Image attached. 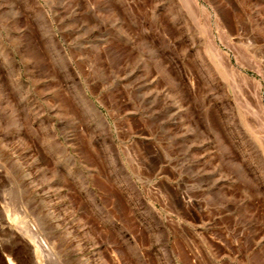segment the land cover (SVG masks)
Masks as SVG:
<instances>
[{"label":"rangeland","instance_id":"1","mask_svg":"<svg viewBox=\"0 0 264 264\" xmlns=\"http://www.w3.org/2000/svg\"><path fill=\"white\" fill-rule=\"evenodd\" d=\"M196 2L264 105V0ZM209 35L181 0H0V209L36 232L0 248L264 264L263 118Z\"/></svg>","mask_w":264,"mask_h":264},{"label":"bare ground","instance_id":"2","mask_svg":"<svg viewBox=\"0 0 264 264\" xmlns=\"http://www.w3.org/2000/svg\"><path fill=\"white\" fill-rule=\"evenodd\" d=\"M183 5L187 8V10L191 13V15H195L202 20V23L205 25V28L209 29L210 33V47L213 52L217 55L219 60L222 62V66L227 72V74L232 79H237L240 82L250 81L254 84L253 93H251V97L254 100L256 109L254 110L256 113H260L263 118L264 125V105L261 101V83L256 81L254 78H251L249 75L241 72L233 67L229 55L226 51H221L218 49L216 43L214 42L212 28H211V13L204 6H199L196 0H181ZM219 19L217 18L215 21L216 26H219ZM217 28V27H216ZM230 47V46H229ZM251 83V84H252ZM233 84L234 81H233ZM237 85V84H236ZM253 86V85H252ZM253 104V102H252ZM253 111V112H254ZM260 125V124H259ZM35 229L32 228L28 223L22 219V217L18 216L15 213H10L7 211L6 213L0 209V241L2 242V237H19L24 246L28 249L27 251L30 254V243L29 239L35 237ZM2 236V237H1ZM40 244L45 247V242L40 241ZM0 253L4 256L3 263L0 264H20L19 260L13 256V251L11 245H7L4 243L0 248ZM31 255V254H30Z\"/></svg>","mask_w":264,"mask_h":264}]
</instances>
